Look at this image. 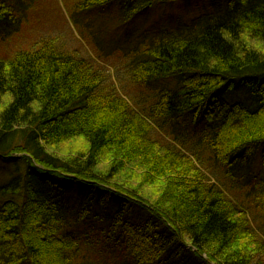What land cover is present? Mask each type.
I'll list each match as a JSON object with an SVG mask.
<instances>
[{"label": "trees", "instance_id": "trees-1", "mask_svg": "<svg viewBox=\"0 0 264 264\" xmlns=\"http://www.w3.org/2000/svg\"><path fill=\"white\" fill-rule=\"evenodd\" d=\"M114 1L134 17V1L177 0ZM219 2L145 35L129 78L152 93L120 95L103 65L53 40L0 58V264H264V0ZM19 6L0 0L1 43ZM236 86L243 99L221 93ZM64 139L81 149L63 157ZM252 194L254 210L239 200Z\"/></svg>", "mask_w": 264, "mask_h": 264}, {"label": "rangeland", "instance_id": "rangeland-1", "mask_svg": "<svg viewBox=\"0 0 264 264\" xmlns=\"http://www.w3.org/2000/svg\"><path fill=\"white\" fill-rule=\"evenodd\" d=\"M86 1L19 0V9L24 16L22 17V22L16 28V35L6 43H1L0 40V58L6 57V60H9L16 52L33 47L38 40H53L59 46H63L68 53L77 56H81V54L87 56L86 53H88L97 61L95 62L96 64L100 63L103 65L105 68L103 69L101 66L102 74L107 73V75H110L112 73L110 75L111 79L116 81L120 95L124 93L129 95L131 93L132 97H134L135 93H152L153 88L141 89V86H139L140 89H138L139 87L129 78L131 71L129 64H134L136 61L144 58V51L142 49L145 43H147L145 35L150 31L153 34H158L165 25L168 26L177 19H181L180 23L200 17L206 13L210 3L216 0H177L149 7L138 1H134V17L125 9V4L124 8H122V1L113 2L112 0L110 3L102 1L85 7L84 3ZM218 1L220 2L217 7L220 8V11L225 12L232 0ZM28 5L31 6L28 7ZM108 81L112 80L108 79ZM247 91L246 88L236 86L230 93L226 91L221 93H224L229 99L236 101L243 99L248 94ZM147 105L145 104L144 107H147ZM188 131L191 132L190 130ZM164 132L168 134L169 140L172 141L171 137L173 138V136L166 130ZM175 134L180 136L181 142L186 141L187 146L193 149L194 152H202V158L208 156L206 150L200 145L201 136L199 134H193L189 138L185 137V141L183 140L184 134L182 132L175 131ZM64 140H66L64 142L65 147L63 145V150L65 151L61 154H65L66 150L68 153L73 151L71 153L73 154L81 149V146L77 142L78 140ZM185 150L190 151L188 148ZM63 157L68 156L65 154ZM209 169L202 171V173L210 179L211 183L220 185L218 178L223 179L226 183L228 182L224 173H221V171L213 172L211 169L212 173ZM8 173L9 170L6 163L0 160V184L8 181ZM239 187L245 193L248 192L243 186ZM239 193L240 191L236 194L239 196ZM227 194L229 195V193ZM233 195L230 194V196ZM233 197L234 199L236 198L235 195ZM239 200H241L243 206H248L252 210H254L257 204L259 206V198L254 197L253 194L250 195L248 202H245V199L242 197ZM250 221L252 229L258 234L257 226H264L263 214L259 213L257 226L252 215ZM259 234L261 235V233ZM237 238L239 239L238 242L243 241L244 243L245 239H243L240 233H238ZM85 241L87 242V240ZM84 250L89 251L86 244H84Z\"/></svg>", "mask_w": 264, "mask_h": 264}]
</instances>
